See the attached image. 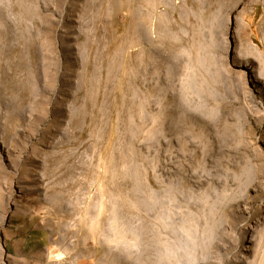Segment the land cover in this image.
I'll return each instance as SVG.
<instances>
[{"label":"rangeland","instance_id":"rangeland-1","mask_svg":"<svg viewBox=\"0 0 264 264\" xmlns=\"http://www.w3.org/2000/svg\"><path fill=\"white\" fill-rule=\"evenodd\" d=\"M0 264H264V0H0Z\"/></svg>","mask_w":264,"mask_h":264}]
</instances>
